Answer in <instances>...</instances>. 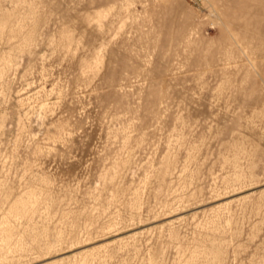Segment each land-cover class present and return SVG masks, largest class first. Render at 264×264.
I'll return each mask as SVG.
<instances>
[{
    "label": "rangeland",
    "instance_id": "374dc122",
    "mask_svg": "<svg viewBox=\"0 0 264 264\" xmlns=\"http://www.w3.org/2000/svg\"><path fill=\"white\" fill-rule=\"evenodd\" d=\"M0 264H264V0H0Z\"/></svg>",
    "mask_w": 264,
    "mask_h": 264
}]
</instances>
